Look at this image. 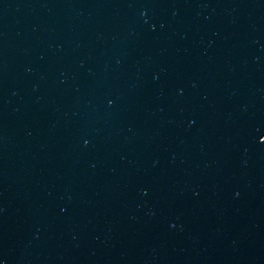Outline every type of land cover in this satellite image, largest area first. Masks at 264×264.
Returning a JSON list of instances; mask_svg holds the SVG:
<instances>
[{
    "label": "water",
    "instance_id": "obj_1",
    "mask_svg": "<svg viewBox=\"0 0 264 264\" xmlns=\"http://www.w3.org/2000/svg\"><path fill=\"white\" fill-rule=\"evenodd\" d=\"M0 264H264V0H0Z\"/></svg>",
    "mask_w": 264,
    "mask_h": 264
}]
</instances>
